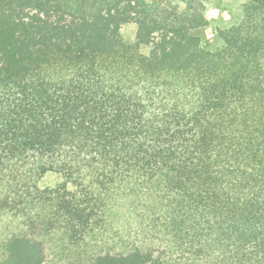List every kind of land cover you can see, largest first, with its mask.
I'll list each match as a JSON object with an SVG mask.
<instances>
[{
  "label": "trees",
  "instance_id": "16d2710c",
  "mask_svg": "<svg viewBox=\"0 0 264 264\" xmlns=\"http://www.w3.org/2000/svg\"><path fill=\"white\" fill-rule=\"evenodd\" d=\"M206 23L0 0V264H264V0Z\"/></svg>",
  "mask_w": 264,
  "mask_h": 264
},
{
  "label": "rangeland",
  "instance_id": "374dc122",
  "mask_svg": "<svg viewBox=\"0 0 264 264\" xmlns=\"http://www.w3.org/2000/svg\"><path fill=\"white\" fill-rule=\"evenodd\" d=\"M242 0H173V3L181 7L190 6L191 11L202 13L206 18V25L195 28L193 33L200 36L202 41L213 46L217 44V27L223 22L237 19V4ZM125 36L134 34L133 26L126 27Z\"/></svg>",
  "mask_w": 264,
  "mask_h": 264
}]
</instances>
